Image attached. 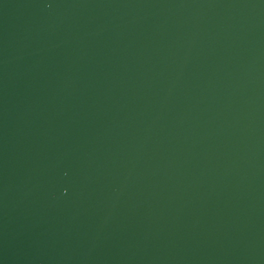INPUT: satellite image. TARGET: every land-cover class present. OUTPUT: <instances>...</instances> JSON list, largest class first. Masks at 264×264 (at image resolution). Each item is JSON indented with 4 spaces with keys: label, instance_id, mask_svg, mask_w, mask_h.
<instances>
[{
    "label": "water",
    "instance_id": "obj_1",
    "mask_svg": "<svg viewBox=\"0 0 264 264\" xmlns=\"http://www.w3.org/2000/svg\"><path fill=\"white\" fill-rule=\"evenodd\" d=\"M0 264H264V0H0Z\"/></svg>",
    "mask_w": 264,
    "mask_h": 264
}]
</instances>
